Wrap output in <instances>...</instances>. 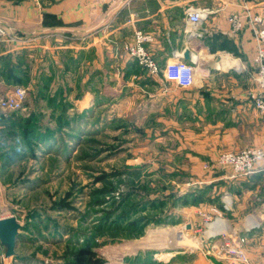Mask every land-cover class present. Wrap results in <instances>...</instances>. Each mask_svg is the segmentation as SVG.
<instances>
[{
    "label": "rangeland",
    "instance_id": "1",
    "mask_svg": "<svg viewBox=\"0 0 264 264\" xmlns=\"http://www.w3.org/2000/svg\"><path fill=\"white\" fill-rule=\"evenodd\" d=\"M248 14L236 16L241 29L248 24L256 54ZM250 16L264 27L259 15ZM0 27L8 37L3 44L17 38ZM58 40L62 47H49L41 62L30 49L18 63L25 70L4 65L10 88L0 99L17 87L26 95L22 109H0V218L13 216L20 225L15 254L6 258L0 245V264H186L201 247L249 264L245 237L230 227L233 200L213 179L254 173L230 178V168L218 164L230 152L197 168L175 152L176 136L163 139L156 116L132 103L136 81L152 75L135 62L121 69L108 58L100 69L92 63L81 69V54ZM214 223L226 230L200 245ZM233 248L245 262L228 254Z\"/></svg>",
    "mask_w": 264,
    "mask_h": 264
},
{
    "label": "crops",
    "instance_id": "2",
    "mask_svg": "<svg viewBox=\"0 0 264 264\" xmlns=\"http://www.w3.org/2000/svg\"><path fill=\"white\" fill-rule=\"evenodd\" d=\"M189 8L205 9L208 15L199 24L188 25ZM245 11L259 15L264 23V0H0V24L17 37L0 44V93L10 88L5 63L25 70L18 63L30 49L34 63L41 62L49 47L52 51L62 47L59 37L66 40V49L81 54V69L88 70L91 63L100 69L107 58L127 69L134 61L122 45L136 30L143 31L151 37L145 47L161 69L171 60L183 59L196 75L187 88L167 81L161 72L141 76L132 103L152 112L162 127L159 136L170 140L175 135L179 145L175 152L194 159L199 168L202 160L215 159L221 152L263 144L264 113L250 101L257 91L255 42L247 23L233 34L228 22L230 15L243 16ZM213 180L225 183L233 200L230 227L245 237L249 264H264V158L247 179L227 180L221 174ZM210 229L200 245L226 230L219 223ZM186 264L233 263L201 247Z\"/></svg>",
    "mask_w": 264,
    "mask_h": 264
},
{
    "label": "built area",
    "instance_id": "3",
    "mask_svg": "<svg viewBox=\"0 0 264 264\" xmlns=\"http://www.w3.org/2000/svg\"><path fill=\"white\" fill-rule=\"evenodd\" d=\"M207 11L199 8H189L186 13L188 25L194 26L205 20ZM249 22L256 41L257 50L253 58V64L256 67V77L254 80L258 86V91L250 95L252 104L260 112H264V27L261 26L262 21L259 17H251ZM232 32H238L242 27V18L235 14L228 18ZM6 31L0 27V43L7 41ZM151 37L143 31L136 30L132 40L125 43L124 51L128 54L138 66L142 67L147 74L157 75L163 73L167 81L173 82L179 87H189L193 85L195 80L194 68L186 63L183 59H174L166 63L163 69L153 59L145 48V43L149 42ZM26 91L23 88H15L11 96L0 99V109L3 111H15L23 108ZM264 141V132H263ZM264 158V145L261 148H247L237 153H222L218 157V164L224 168H230V178L248 177L255 173L256 164ZM243 239H240L242 242ZM228 254L238 257L242 262L246 261L241 250L233 248L228 250Z\"/></svg>",
    "mask_w": 264,
    "mask_h": 264
},
{
    "label": "water",
    "instance_id": "4",
    "mask_svg": "<svg viewBox=\"0 0 264 264\" xmlns=\"http://www.w3.org/2000/svg\"><path fill=\"white\" fill-rule=\"evenodd\" d=\"M183 57L188 59L189 53L185 52ZM19 228L20 225L13 216L0 218V245L4 249V256L6 258L15 254V239H17L16 236Z\"/></svg>",
    "mask_w": 264,
    "mask_h": 264
},
{
    "label": "trees",
    "instance_id": "5",
    "mask_svg": "<svg viewBox=\"0 0 264 264\" xmlns=\"http://www.w3.org/2000/svg\"><path fill=\"white\" fill-rule=\"evenodd\" d=\"M12 67H13V66H12ZM8 71H9V69H8ZM14 71H17V70L14 69ZM19 71H20V70H19Z\"/></svg>",
    "mask_w": 264,
    "mask_h": 264
}]
</instances>
